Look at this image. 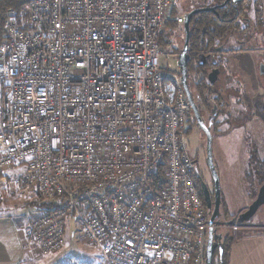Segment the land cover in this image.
Masks as SVG:
<instances>
[{
	"label": "built area",
	"instance_id": "built-area-1",
	"mask_svg": "<svg viewBox=\"0 0 264 264\" xmlns=\"http://www.w3.org/2000/svg\"><path fill=\"white\" fill-rule=\"evenodd\" d=\"M183 21L174 0H29L24 27L8 18L0 170L24 165L23 182L55 206L32 219L31 250L61 249L72 218L107 264H206L192 107L160 42Z\"/></svg>",
	"mask_w": 264,
	"mask_h": 264
},
{
	"label": "rangeland",
	"instance_id": "rangeland-1",
	"mask_svg": "<svg viewBox=\"0 0 264 264\" xmlns=\"http://www.w3.org/2000/svg\"><path fill=\"white\" fill-rule=\"evenodd\" d=\"M182 11L180 4L174 5L175 15L181 14ZM173 25L166 27L162 39L166 40L168 36L171 37V31L177 32V35H174L175 42L180 43L182 34L179 30L182 25L179 27H173ZM260 42H262L260 37L255 38L241 47L235 39H231L223 48L226 52L235 49L236 51L226 55V58H229V65L226 67L228 62H225L226 70L222 74L220 83L223 97L230 102L231 114L228 115L223 111L219 116L220 124L215 126L214 131H211L213 156L220 177V211L222 213L218 223L221 226L237 217L249 206L260 185L257 177V162L258 165L261 161L264 163V111L262 112V108H264V76L261 81L255 67L256 60L260 61L261 56H252L254 53L252 52L248 57L249 67H246L247 60L240 64L241 69L252 72L251 83L253 87L256 86L253 97H242L240 93H237L236 74L231 71V58L235 53H239V49L253 51V48H258L261 45ZM168 46L171 45L168 44ZM168 46L164 45L163 47L175 64L177 55L173 54ZM243 98L250 101L249 106L248 104L244 105ZM195 122L194 117H190L188 148L192 157L197 159V169L204 181L213 188L212 176L207 164L206 135L204 131L196 127ZM256 132L263 133V136H255ZM23 173L24 165L22 164L6 171L0 170V214H10L18 220L26 243V232L31 226L32 219L42 213L39 205L45 199L39 196L32 184L23 182ZM219 230L223 232L224 241L225 237H234L231 264H264V210L262 208L252 219L243 223L239 230L230 227H220ZM26 249V260L23 264H107L98 246L83 242L78 238L76 222L72 218L68 219L66 241L61 249L45 256L31 250L27 244ZM220 260L219 253L215 257L214 264H226L223 255L222 262Z\"/></svg>",
	"mask_w": 264,
	"mask_h": 264
},
{
	"label": "flooded vegetation",
	"instance_id": "flooded-vegetation-1",
	"mask_svg": "<svg viewBox=\"0 0 264 264\" xmlns=\"http://www.w3.org/2000/svg\"><path fill=\"white\" fill-rule=\"evenodd\" d=\"M177 4L182 7L184 15L183 23L174 22L173 25V27L182 25L179 30L182 34L180 43L175 42L174 35H177V32L172 31L170 34L172 36H168L166 40L161 38V43L163 46L171 45L168 47L173 54L177 55L176 64L178 65L179 56L185 48L186 21L188 14L193 12L190 19L189 42L185 49V55H188L185 58L188 87L186 94L190 103V99H192L197 106L205 126L210 131H214L215 126L220 124L219 116L222 112L231 114L230 102L223 97V89L220 83L222 74L229 64V58H224L223 54L234 53L236 49L226 53L223 50L224 45L229 43V40L235 39L242 47L251 40L260 37L262 42L259 44L261 45L252 50L255 53L254 56H261L260 61L256 60V70L261 81L264 76V0H174V5ZM205 7H214L215 11L201 10ZM224 61L228 62L226 67ZM191 117L196 120V127L205 131L198 123L193 107ZM194 163L193 177L196 183L201 185V180L204 181V179L197 169L196 158ZM208 189L211 193L212 207H214L216 202L214 185L213 188L208 186ZM221 213L220 211V216ZM222 242L224 246L226 241L223 239ZM219 253L220 244L217 246L216 255Z\"/></svg>",
	"mask_w": 264,
	"mask_h": 264
},
{
	"label": "water",
	"instance_id": "water-1",
	"mask_svg": "<svg viewBox=\"0 0 264 264\" xmlns=\"http://www.w3.org/2000/svg\"><path fill=\"white\" fill-rule=\"evenodd\" d=\"M201 10H207V11H215L214 7H205ZM193 12H190L188 14V20L186 21V40H185V48L181 55L179 56L178 60V66L181 71L183 85L186 91H188L187 82H186V61L185 58L188 57V55H185V49L188 46L189 42V36H190V19ZM215 80V79H212ZM191 98V97H190ZM191 100L192 107L196 116V119L198 123L201 125V127L204 128V133L206 135L207 140V164L211 172L213 185H214V192H215V206L212 207V198L211 193L208 189L207 184L201 180V189L204 196V200L206 202V206L208 207V212L210 214L209 219V231H208V239H207V248H206V264H214L215 262V256H216V249L217 246L220 244V255H221V262H222V253H223V232L221 230H218L215 228V225L218 224V218L220 216V205H221V187H220V177L219 173L216 167V163L214 161L213 156V137L211 131L205 126L204 122L201 119L200 113L198 111L197 106L194 104V102ZM264 210V182L258 187L257 194L253 201L249 204V206L241 212L237 217H234L230 219L226 227L232 225V223L237 220L239 223L243 224L250 219H252L256 213L260 209Z\"/></svg>",
	"mask_w": 264,
	"mask_h": 264
},
{
	"label": "crops",
	"instance_id": "crops-1",
	"mask_svg": "<svg viewBox=\"0 0 264 264\" xmlns=\"http://www.w3.org/2000/svg\"><path fill=\"white\" fill-rule=\"evenodd\" d=\"M253 51H243L235 53L231 58L232 72L236 74L235 88L243 96L253 97L256 86L253 87L251 83V71L241 69V63L247 60L246 67H249V56ZM227 53V52H226ZM241 53V54H240ZM228 54V53H227ZM227 54H223L226 58ZM255 53L252 54L254 56ZM226 62V61H224ZM229 65V64H228ZM256 70V67H255ZM263 86V85H262ZM261 86V87H262ZM258 87L259 84H258ZM237 96V95H236ZM244 105L250 104V101L243 98ZM240 102V100H239ZM264 102V100H263ZM243 103V102H242ZM247 110V109H246ZM264 108H262V112ZM255 136H263V133H255ZM26 243L23 236V230L20 223L16 218L10 214H0V264H23L26 260ZM231 254L228 260V264H231Z\"/></svg>",
	"mask_w": 264,
	"mask_h": 264
},
{
	"label": "trees",
	"instance_id": "trees-1",
	"mask_svg": "<svg viewBox=\"0 0 264 264\" xmlns=\"http://www.w3.org/2000/svg\"><path fill=\"white\" fill-rule=\"evenodd\" d=\"M28 4H29V0H0V42L3 41L6 37L5 26H6V22H7L8 18L11 15H14L17 18L20 25L22 27H24V23L27 20ZM173 24H175V23L174 22H168L166 24V27L171 26ZM164 32L160 36V42H161V38L164 35ZM262 162L263 161H261L259 163V165L257 162V168H258V172H257L258 176L257 177L259 179L258 183H260V185L264 182V163H262ZM260 164H262L263 166H261ZM198 187L200 189L201 196L204 200V196H203V193H202V190H201L199 184H198ZM39 196L41 198H43L40 194H39ZM204 202H205V200H204ZM54 207L55 206L53 205V203H51L50 201H48L46 199L44 202H41L39 205V209L42 210L41 212H49V211L53 210ZM233 240H234V237H232V236L231 237H225L226 242H225V245L223 246L222 255H223V259L226 260V264H228V260H229V257H230L231 251H232V246L234 243Z\"/></svg>",
	"mask_w": 264,
	"mask_h": 264
}]
</instances>
